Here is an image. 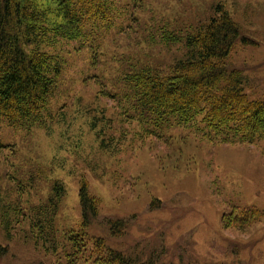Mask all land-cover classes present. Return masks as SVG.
<instances>
[{
  "label": "rangeland",
  "instance_id": "rangeland-1",
  "mask_svg": "<svg viewBox=\"0 0 264 264\" xmlns=\"http://www.w3.org/2000/svg\"><path fill=\"white\" fill-rule=\"evenodd\" d=\"M33 1L48 25L64 26L57 0ZM117 6L111 26L92 29L95 48L59 38L47 49L61 67L42 123L0 124V264H63L60 251L34 239L24 215L45 200L54 179L65 187L54 217L59 231L78 225V190L86 179L99 218L130 220L118 236L99 220L88 227L113 248L172 264H264V137L224 142L201 116L144 135L111 97L123 88L112 84L122 83L127 57L167 68L178 56L177 45L153 43L151 34L161 27L189 32L222 7L240 30L225 64L241 72L249 98L264 99V0H118ZM236 217L250 222H241L243 229L226 225Z\"/></svg>",
  "mask_w": 264,
  "mask_h": 264
},
{
  "label": "trees",
  "instance_id": "trees-1",
  "mask_svg": "<svg viewBox=\"0 0 264 264\" xmlns=\"http://www.w3.org/2000/svg\"><path fill=\"white\" fill-rule=\"evenodd\" d=\"M57 1L64 19L60 27L48 25L45 11L33 0H0V124L23 129L39 126L61 67L58 55L52 58L48 54L51 43L60 38L95 48L99 40L98 36H89L92 29L100 24L111 26L118 14V0ZM219 10L189 32L161 27L158 36H149L153 43L158 39L156 43L164 46H178L180 52L165 65L167 68L134 61L131 56L124 60L122 83L112 84L113 90L123 88L111 97L122 104V113L129 121L142 127L144 135L158 134L201 116V122L216 130L224 142L238 139L251 143L264 137V99L249 98L242 89L241 72L225 64L240 30L227 11L222 7ZM87 186L82 179L78 225L59 231L54 217L65 187L59 180H52L45 200L30 204L24 214L35 240L53 253L60 251L63 264H172L153 253L142 258L138 251L113 248L103 237L88 234V227L99 220L109 234L118 236L130 226V220L99 218L97 200ZM243 221L245 225L250 222L236 217L226 225L236 223L243 229Z\"/></svg>",
  "mask_w": 264,
  "mask_h": 264
}]
</instances>
